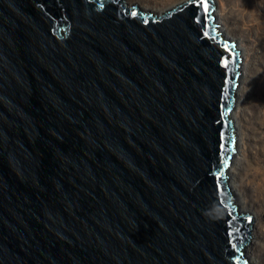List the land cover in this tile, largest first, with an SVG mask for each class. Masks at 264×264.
<instances>
[{
    "label": "water",
    "instance_id": "95a60500",
    "mask_svg": "<svg viewBox=\"0 0 264 264\" xmlns=\"http://www.w3.org/2000/svg\"><path fill=\"white\" fill-rule=\"evenodd\" d=\"M216 9L0 0V264H250Z\"/></svg>",
    "mask_w": 264,
    "mask_h": 264
},
{
    "label": "rangeland",
    "instance_id": "374dc122",
    "mask_svg": "<svg viewBox=\"0 0 264 264\" xmlns=\"http://www.w3.org/2000/svg\"><path fill=\"white\" fill-rule=\"evenodd\" d=\"M124 1L130 6H138L143 11L156 13L155 10H162L164 13L187 0ZM215 2L216 10L223 11V19L229 28L230 36L234 40L242 41L244 47L248 49L245 59L249 63L250 73L245 82L241 76L239 89L241 94L237 97V100L241 97L243 99L238 112L242 139L237 143L235 155L239 148L240 154L233 161L236 167H233V170L237 175L242 201L261 221L257 243L251 247L250 253L246 250L245 256L250 263L252 255L258 259L259 264H264V191H258L253 183L256 170L264 172V0H215ZM233 197L236 200L235 194ZM236 202L238 203V200Z\"/></svg>",
    "mask_w": 264,
    "mask_h": 264
},
{
    "label": "bare ground",
    "instance_id": "6f19581e",
    "mask_svg": "<svg viewBox=\"0 0 264 264\" xmlns=\"http://www.w3.org/2000/svg\"><path fill=\"white\" fill-rule=\"evenodd\" d=\"M221 6H222V4L220 5V7ZM155 12L157 14H163L162 10H155ZM215 14H216V23L219 25V32L223 33V35H225L227 37V39L229 38L230 40L232 39L231 41H235L238 49L241 51V57H242L241 76L244 78V82H245V80L246 81L248 80V76L250 73L249 63H247V61L245 59V56H247L248 49H246V47H244L242 41L234 40L233 37H231L230 34L228 33L229 28L226 25V23L224 22L223 11L221 9L216 10ZM239 82H240V80H239ZM240 88L241 87L239 85L238 89H237V97L241 94V92H239V91H241V90H239ZM242 100H243L242 97L239 98V100H237L238 103L236 102L235 109L232 113V118L234 120V125H235V131L237 130L236 131V135L238 138L237 143L241 142V139H242L241 124H240L239 117H238V112H239V109H241ZM239 154H240V148L238 150L237 155L234 156L233 161L238 157ZM233 167H235L234 163L232 164L230 172H229V176H230L229 183L231 186V191H232L233 195L234 194L236 195V200H238V203L241 206V207H239L240 213L249 214V215L252 214L251 216L253 217V220H254L253 227L251 230V239H250L248 247L245 248V254H246V250L250 253L251 247L255 246L257 243V240L259 238V233H260L259 229H260L261 221H260L259 217L257 216V214H255L254 212L252 213V210H249L248 207H246L245 202L242 201V194L238 189V180L236 178L237 175L235 174ZM253 183H255V186L257 187L258 191H261V190L264 191V172L263 171L256 170V172L254 173ZM250 259H251L252 264H259L258 259L252 257V255L250 256Z\"/></svg>",
    "mask_w": 264,
    "mask_h": 264
},
{
    "label": "snow or ice",
    "instance_id": "6c2138e0",
    "mask_svg": "<svg viewBox=\"0 0 264 264\" xmlns=\"http://www.w3.org/2000/svg\"><path fill=\"white\" fill-rule=\"evenodd\" d=\"M204 7H205V10L208 9V5H207V3H205Z\"/></svg>",
    "mask_w": 264,
    "mask_h": 264
}]
</instances>
